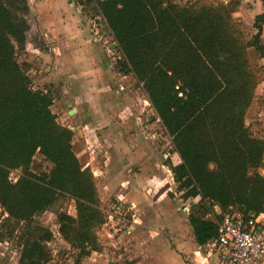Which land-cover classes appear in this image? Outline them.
<instances>
[{"label":"trees","instance_id":"trees-1","mask_svg":"<svg viewBox=\"0 0 264 264\" xmlns=\"http://www.w3.org/2000/svg\"><path fill=\"white\" fill-rule=\"evenodd\" d=\"M175 1L106 0L98 8L122 53L119 72L141 84L180 159L168 164L182 197L199 198L188 221L195 243L205 246L216 237L222 213H264V175L258 171L264 139L244 121L257 86L247 48L264 58V0L247 42L232 17L237 1L215 7ZM28 11L27 0H0V208L23 226L18 263L49 264L53 234L35 227V217L59 198L72 199L75 215L56 216L78 264L102 250L96 229L106 215L93 175L74 151V133L57 122L50 92L33 89L28 64L17 59L26 46ZM177 85L188 90L185 98L178 97ZM43 162L50 164L48 172ZM13 171H20L15 182Z\"/></svg>","mask_w":264,"mask_h":264},{"label":"rangeland","instance_id":"rangeland-1","mask_svg":"<svg viewBox=\"0 0 264 264\" xmlns=\"http://www.w3.org/2000/svg\"><path fill=\"white\" fill-rule=\"evenodd\" d=\"M206 1L214 7L230 1L242 5V0ZM27 2L29 11L25 17L31 29L27 32L25 50L18 52L17 59L28 64L30 86L35 90L50 92L53 98L51 111L57 122L74 133V151L83 168L90 169L106 215L105 223L96 229L102 246L101 253L90 256L91 259H81L78 264H220L206 246L199 247L194 241L188 214L182 209L185 202L181 197L182 192L178 184L171 181L173 174L168 163L178 164V156L144 91H134L139 83L132 82L134 84L128 87L129 91L114 83L113 88L119 94H115V99L120 100L128 95L127 103L117 102L118 106L126 109V118H119L118 113V123L115 118L113 122L103 118L97 121L93 119L87 104L77 99L81 89L65 80L69 76H66L63 63L56 64L52 70L51 56L55 54L44 33L46 25L51 23L50 7L41 5L39 0ZM72 3L74 5L75 1L72 0ZM74 6L67 4L65 7L77 15V6ZM83 12L80 14V25L90 29L87 23L95 9L87 8ZM234 13L232 17L239 25L244 40L250 41L255 33L252 26L254 7L246 3L242 8L238 6ZM104 32L105 39L107 34ZM90 37L89 40L95 44L103 43L93 38L91 31ZM247 53L250 68L257 77V86L244 121L253 136L264 139V58L252 47L247 48ZM69 99L74 101L71 106L66 103ZM35 161H42L39 155ZM42 169L48 172L50 164L43 162ZM258 171L264 175V167ZM123 173L121 181L125 183L117 182L111 190L112 185L108 183H113ZM19 174L20 171H13L10 177L16 179ZM132 176L135 179L143 178L140 198L136 195V200L141 203L134 201L138 209V224L133 225L134 228L131 227L132 211L128 204L131 202L130 194L125 189L131 187L128 181ZM122 196L124 201L119 200ZM59 212L75 215L74 201L69 197L59 198L49 211L35 217V227L41 226L53 234L47 243L52 256L49 264H75L77 251L71 249L58 232L56 214ZM21 227V224L2 215L0 208V264H19Z\"/></svg>","mask_w":264,"mask_h":264},{"label":"crops","instance_id":"crops-1","mask_svg":"<svg viewBox=\"0 0 264 264\" xmlns=\"http://www.w3.org/2000/svg\"><path fill=\"white\" fill-rule=\"evenodd\" d=\"M39 1L41 2V5L46 4L47 6L50 7L49 19H51L50 20L51 23L46 25L45 27L46 32L44 33L47 37L46 39L52 44L51 45L52 52H54L55 54V56H51V65H53L52 70H54L56 64L63 63L65 67V72H67L66 76H69L67 78L64 77L66 78L65 80L68 81V84L75 85V88L79 87L81 89L80 97H78L77 99L87 104L88 106L87 109L93 113V119H95L96 121L103 118V120L108 119V121L113 122L115 118L116 122L118 123L116 117L118 113H119L118 114L119 118L121 119L126 118V115H124L126 109H123L122 107L118 106L117 102L121 104H123V102L127 103L128 95L125 96L124 98H120V100L115 99L116 97L114 96L115 94H117V89H114L115 88L114 83L115 85L119 84V87L128 90V87H131L134 83L136 84L138 82L136 81L135 77L132 74H123L119 72L118 61L122 60V56L113 54V51H115V49H119L118 43L114 40V38L110 34H108V32L106 37V39L109 40L107 48L103 43L98 42V44H95L92 41H90L91 40L90 29H88L87 27L85 28L84 25L83 27L80 25L82 21L81 15L82 13L84 14L83 12L84 10H81L77 5L74 4L75 6H77L75 7L72 3V0H70V4H69V0H39ZM203 1L208 4L206 0ZM221 1H225V0H221ZM175 2L179 5L184 6V5L193 4L195 0H177ZM241 2L242 5L240 4L239 8L240 7L242 8L243 5L246 3L247 4L250 3L254 7L253 17L262 13L263 11V4L261 0H253V1L242 0ZM65 4L66 5L68 4L70 7L74 6L77 10L76 11L77 15L70 12L69 9L65 7L66 6ZM26 22L29 26L28 30L31 29L27 19ZM262 32H263V28H262ZM114 42L116 43V45ZM107 49H110L111 52H109ZM70 90L72 91V89ZM137 90L138 91L143 90L141 88V84H138L137 89L134 91ZM66 103L68 104V106H71L73 105L74 101H70L69 99L68 101H66ZM112 104L114 106H111ZM96 112H99V114ZM120 124L122 125V122ZM131 158L135 159L136 157L131 156ZM179 163H180V159H179ZM123 175L124 173L122 175H119L113 183H108L109 186L111 185L113 186V187L111 186V190L112 188H115L114 185H116L117 182L118 183L121 182V184L125 183L121 181ZM171 181L174 182L173 177H171ZM128 182H129L128 184H131L130 188L129 186L127 188L125 187V189L130 194L129 199L131 200V202L128 204H130L131 209L137 213L138 209H136V205L134 201L138 203L140 202L136 200V195H138V197L140 198V192H141L140 190H142L143 187V178L136 177L135 179V177L132 176V179L129 180ZM122 198L123 196L120 197L119 200L122 201L123 200ZM187 200H190V210H191L192 204L196 203L199 200V198L198 197L196 199L183 198V201H187ZM137 219H138V215L134 219V221H132L131 227L134 228L133 225L138 224ZM100 253H101L100 251L91 252L90 256L94 254L99 255ZM90 256L87 257V259H91Z\"/></svg>","mask_w":264,"mask_h":264},{"label":"built area","instance_id":"built-area-1","mask_svg":"<svg viewBox=\"0 0 264 264\" xmlns=\"http://www.w3.org/2000/svg\"><path fill=\"white\" fill-rule=\"evenodd\" d=\"M85 1L75 0V4L84 11L87 8L95 9V13L89 17L87 25L90 27L93 38L102 41L107 48L109 40L106 37L104 39L105 32H102L106 31V34L108 32L112 37L113 35L98 8V4L106 0H90L89 4H84ZM107 50L111 52L110 49ZM113 54L122 56L120 48L115 49ZM180 86L177 85L176 89L179 90ZM187 93V89L179 90L178 97L185 98ZM10 180L15 182L17 178L11 179L10 177ZM190 200L185 201L182 207L187 214L190 212ZM130 211H132L131 216L134 221L137 213L131 209V206ZM214 211L220 214L217 206H214ZM207 218L212 219V216L208 215ZM216 224V237L205 246L209 249L210 254H215L220 264H264V213H250L248 217H244L241 213L230 210L222 213Z\"/></svg>","mask_w":264,"mask_h":264}]
</instances>
